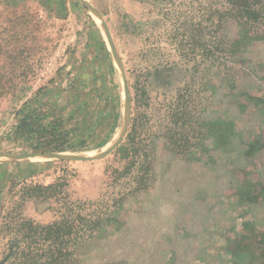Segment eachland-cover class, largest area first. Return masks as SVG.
<instances>
[{
	"label": "rangeland",
	"instance_id": "rangeland-1",
	"mask_svg": "<svg viewBox=\"0 0 264 264\" xmlns=\"http://www.w3.org/2000/svg\"><path fill=\"white\" fill-rule=\"evenodd\" d=\"M89 1L0 0V61H34L0 99V155L60 154L0 162V225L23 164L54 161L40 179L64 174L69 201L125 196L77 248L81 264H264V16L245 24L232 0H143L135 11ZM19 110L59 121L68 146H14ZM144 158L148 186L132 190ZM22 212L47 224L60 204L30 199Z\"/></svg>",
	"mask_w": 264,
	"mask_h": 264
},
{
	"label": "trees",
	"instance_id": "trees-1",
	"mask_svg": "<svg viewBox=\"0 0 264 264\" xmlns=\"http://www.w3.org/2000/svg\"><path fill=\"white\" fill-rule=\"evenodd\" d=\"M261 1L264 4V0H232L231 16L245 24L259 23L264 16ZM261 31L264 35V28ZM33 63L30 59L16 57L0 61V99L26 82L27 72L33 70ZM18 113L20 117L8 137L14 146L23 151L64 150L68 146L67 135L58 130L59 121L39 125L32 112L19 110ZM131 132L128 131L122 146L127 152L125 170H130L135 163L134 135ZM12 163L19 165L16 161ZM150 164L146 158L143 159L142 167L146 168V175L135 181L132 190L147 188ZM6 165L1 164L0 167ZM54 165V161L27 162L20 165L21 178L11 180L12 201L0 225V264H81L77 248L114 220L113 208L119 206L124 195L97 202L69 201L64 174L46 184L40 179V175ZM38 198L57 200L60 204L59 216L47 224L25 218L22 212L24 203ZM261 238L264 241V233Z\"/></svg>",
	"mask_w": 264,
	"mask_h": 264
},
{
	"label": "bare ground",
	"instance_id": "bare-ground-1",
	"mask_svg": "<svg viewBox=\"0 0 264 264\" xmlns=\"http://www.w3.org/2000/svg\"><path fill=\"white\" fill-rule=\"evenodd\" d=\"M85 1L90 3L89 0H85ZM96 16L98 17L97 14H96ZM126 123H127L126 109H123L122 110V114H121V121L118 122V124H117V126L115 128L114 134H113L111 140L109 141V143L107 144V146L103 148L104 150L112 147L118 141V139L120 138V135H122V133H123V130H124L125 126H126ZM0 156H2V157H0V162L1 161L4 162V160L7 161V160H10L12 158L11 156H6V155H0ZM45 158L46 157H41V158L32 157V159H45ZM50 158L51 157H49V159Z\"/></svg>",
	"mask_w": 264,
	"mask_h": 264
},
{
	"label": "crops",
	"instance_id": "crops-1",
	"mask_svg": "<svg viewBox=\"0 0 264 264\" xmlns=\"http://www.w3.org/2000/svg\"><path fill=\"white\" fill-rule=\"evenodd\" d=\"M143 0H98L99 5H102L103 9L109 10L110 7L120 2L127 10L135 11Z\"/></svg>",
	"mask_w": 264,
	"mask_h": 264
},
{
	"label": "water",
	"instance_id": "water-1",
	"mask_svg": "<svg viewBox=\"0 0 264 264\" xmlns=\"http://www.w3.org/2000/svg\"><path fill=\"white\" fill-rule=\"evenodd\" d=\"M94 10V8H93ZM96 13L97 11L94 10ZM6 156H11L12 158L10 160H15V159H18V158H32V157H35V158H41V157H46V158H49V157H52V158H55V157H58L60 154L59 153H54V152H47V153H27V152H22V153H13V154H4Z\"/></svg>",
	"mask_w": 264,
	"mask_h": 264
}]
</instances>
